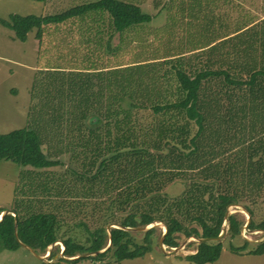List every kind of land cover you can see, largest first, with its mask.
Instances as JSON below:
<instances>
[{
    "label": "trees",
    "instance_id": "trees-1",
    "mask_svg": "<svg viewBox=\"0 0 264 264\" xmlns=\"http://www.w3.org/2000/svg\"><path fill=\"white\" fill-rule=\"evenodd\" d=\"M97 10L108 12L118 33L153 21V15L135 4L99 0L60 15H11L0 19V25L12 31L15 40L26 42L35 29L41 31L47 25L83 18ZM215 34L205 35L204 43L190 46L187 52H168L150 61L111 68L102 62L100 68H90L96 70L94 73L72 68L56 71L62 75L61 82L55 93L45 91L46 114L39 113L38 123L47 126L44 116H49L50 122L58 117L60 109L49 107L52 100L71 98L76 95L74 88H79L77 94L83 92L80 97L89 102L86 108L97 110L104 121L102 127L89 130L90 137L79 135L82 143L94 147L97 157L80 163V171L67 170L62 177H69L68 183L46 188L50 196L76 198L74 209L67 206L73 201L65 200L55 206V214L29 207L24 214L15 211V216L6 215L0 221L4 250L16 252L22 243L44 255L61 241L66 258L81 256L71 263L84 259L121 263L152 253L158 229L143 233L144 239L139 241V232L112 228L110 235L109 224L133 229L165 225L164 245L172 250L180 246V240L219 237L225 223L230 238L241 236L247 219L240 212L228 216L229 208L235 205L244 206L251 214V232L264 233V218L257 223L251 207L264 200V19L219 38V42L212 39ZM87 50V65L99 60L96 50ZM93 84L95 91L89 88ZM39 87L36 84L33 90ZM88 110L81 112L82 120H87ZM40 130L37 125L0 134V162L31 167L33 171L24 173L29 181L38 178L39 170L61 165L45 155ZM77 130L81 131L80 127ZM47 177L52 184L53 179ZM179 181L186 183L185 190L171 198L166 189ZM29 184L32 188L33 183ZM68 207L75 218L64 232L59 215L62 218ZM3 212L0 209V215ZM81 214L92 219L96 227L91 229L87 222L78 220ZM83 237L85 243L80 241ZM225 238L191 242L187 248L195 253L186 259L195 264L216 262ZM110 240L111 246L102 253ZM244 242V247L232 245L230 250L245 253L250 242ZM88 253L99 254L82 257ZM249 253L264 255V241ZM57 256L58 252H52L49 260ZM58 259L41 264L68 262Z\"/></svg>",
    "mask_w": 264,
    "mask_h": 264
},
{
    "label": "rangeland",
    "instance_id": "rangeland-1",
    "mask_svg": "<svg viewBox=\"0 0 264 264\" xmlns=\"http://www.w3.org/2000/svg\"><path fill=\"white\" fill-rule=\"evenodd\" d=\"M96 1L99 0H48L47 3L31 0H0V19H7L15 14L22 16L60 15L69 9ZM121 1L139 6L144 13L153 15V21L143 26H137L125 33L124 36L117 35L111 39V42H109V36L103 35V32L99 35L92 33L94 27L97 28L95 30H99L112 25L108 12L103 10L91 11L83 18L69 20L71 21L69 23L47 25L41 31L35 29L28 35L26 43L15 40L14 33L0 25V134H9L25 128L35 129L38 125L41 127L40 134L44 141L45 155L49 159L61 163L60 166L51 169L39 170L38 178L29 181L24 173L33 171L31 167L23 168L9 161H1L0 209L4 212L0 215V220L5 213L15 216V211H18L24 214L23 212L27 211L25 209H29V207L36 212L55 214V206L59 203L62 204L65 200L73 201V204L69 203L67 206L74 209L76 198H65L63 195L55 196L54 193L50 196L46 194V188H53L51 186L59 185V182L68 183L69 177H66V180L62 177L67 170L80 171V163H89L94 160V157H97L93 150L94 147L82 143L79 135L90 137L89 130L102 127L104 121L100 118L97 110L86 108L89 102L80 97L83 92L77 94L79 88L72 87L75 89L72 93H76V95L71 98L62 101L60 98L52 100L51 103H54L49 107L54 106L60 109L58 117L54 116V120L50 122V117L44 116V119L48 121L47 126L43 122L38 123L39 113L46 114L43 110L45 108L43 105L44 94L46 92L55 93L57 90L55 88L61 82L60 76L62 75L56 71L70 68L88 70L85 68L88 62V48L96 50L99 55V60H94L98 64V68L102 62L106 64L104 67L111 68L122 63L131 64L154 60L159 56L165 57L168 52L175 54L182 50L187 52L190 46L193 48L195 45H201L204 43L205 35L214 32L216 34L212 36V39L219 42V38L264 19V0ZM40 34L41 36H39ZM101 58L104 60L102 61ZM93 62L89 61L88 67L92 68ZM36 84H40L41 87L33 90V86ZM53 84L54 87H51ZM89 88L92 91L97 89L94 84ZM83 110H88L87 120L81 119ZM78 118L81 121H76ZM79 127L81 131L77 130ZM47 175L54 181L50 185ZM29 183H33L32 188ZM185 187V182H175L166 189V193L171 198H177L184 192ZM251 207L256 214L255 220L259 223L264 218V200H260ZM230 208L232 213L240 212L248 221L247 215L241 208L232 206ZM74 215L70 212V207L65 210L62 218L59 215V220L64 223V232L68 231L67 225L72 223ZM84 216L85 214H81L78 220L87 222L91 229H94L96 226L93 220L86 219ZM102 222L104 221L102 220ZM111 225L112 228H118L117 224H109V226ZM224 228L228 230L229 226L225 223ZM157 229L153 237L155 240L153 254H148L145 259L121 263L113 260L101 262L84 259L75 264H195L186 259V256L195 253L194 249L187 248L195 239L180 240L178 247L180 250L176 254L177 256L166 257L162 254L163 251L159 246L165 227L162 225ZM139 233L141 234L136 237L140 241L144 239L143 233L145 232ZM85 237L80 239L82 243H85ZM244 240L250 242L246 246L245 253L234 254L230 247L232 245L244 247L246 245ZM263 241V232H246L243 229L241 236L234 238H230L227 233L220 259L209 264H264V255L249 253ZM2 245L0 242V264H41L42 262L27 249L22 248L16 252H9L4 250ZM64 248L63 243L59 241L50 246L46 254L39 255L42 258L46 257L48 262H54L59 260V257L62 258ZM108 248L109 245L102 252L107 251ZM165 249L168 253L174 250L168 249L167 246ZM50 252H58V256L51 261L49 260L51 259ZM67 260L68 262L63 261L61 264H69L71 263L69 261H72L68 258Z\"/></svg>",
    "mask_w": 264,
    "mask_h": 264
},
{
    "label": "water",
    "instance_id": "water-1",
    "mask_svg": "<svg viewBox=\"0 0 264 264\" xmlns=\"http://www.w3.org/2000/svg\"><path fill=\"white\" fill-rule=\"evenodd\" d=\"M232 207H237V208H241L242 210H243V212L247 215V217H248V221H247V224H246V226H245V228H244V230L246 231V232H251L250 230H249V225L251 224V221H252V217H251V214L244 208V206H242V205H235V206H232ZM232 214H234V213H232L231 212V208H229V211H228V216H231ZM7 214L5 213L2 217H1V220H3L4 219V217L6 216ZM0 220V221H1ZM160 226H162L161 224H155V225H151V226H146V227H142V228H122L121 226H119V225H117V227H118V229H124V230H127V231H133V232H147V231H149V230H151V229H153V228H157V227H160ZM164 227H165V232H164V234H163V238L161 239V241H160V244H159V246H160V249L163 251V253L164 254H166V255H176V254H178V252H179V250H180V248H175L171 253H168L167 251H166V249H165V245H164V238H165V236H166V234L168 233V227L167 226H165V225H163ZM111 229H112V225L111 226H109L108 227V233L111 235ZM229 230V229H228ZM228 230H223V232L221 233V235L219 236V237H217V238H211V239H206V240H204V239H198V238H189L188 240H190V239H195V241H197V242H199V243H204V242H210V241H222L225 237H226V235H227V233H228ZM16 237H17V239H18V235H17V233H16ZM18 241H19V239H18ZM111 244H112V240H110V244H109V247L111 246ZM21 246H22V248H24V249H27L28 251H30L37 259H39V260H41V261H44V262H48L46 259V257L45 258H42L35 250H33L31 247H29V246H27V245H25V244H22L21 243ZM64 250H65V248H64ZM64 250H63V252H64ZM100 253V252H99ZM99 253H88V254H85V255H83L82 257L83 258H88V257H93V256H97ZM103 253V252H102ZM49 255H51V252L49 253ZM62 258L63 259H65V260H67V258L63 255V253H62ZM79 258H81V257H77V258H72V259H69V260H77V259H79Z\"/></svg>",
    "mask_w": 264,
    "mask_h": 264
},
{
    "label": "crops",
    "instance_id": "crops-1",
    "mask_svg": "<svg viewBox=\"0 0 264 264\" xmlns=\"http://www.w3.org/2000/svg\"><path fill=\"white\" fill-rule=\"evenodd\" d=\"M48 2V1H47ZM46 2V3H47ZM46 16H50V15H46ZM67 23H69V22H71V21H66ZM66 22H64V23H61V24H65ZM112 24V23H111ZM55 25H58V24H55ZM54 25V26H55ZM141 26V25H140ZM46 27V26H45ZM134 28H136V27H130V28H128V29H126L125 31H123L122 33H118L117 31H116V29H115V27L113 26V25H109L108 27H106V28H101V29H99V30H95V29H97L96 27H94V28H92V29H94V30H92L93 32L92 33H95L96 35H99V34H101L102 32H103V35H108L109 36V42H111V39L112 38H115V36H124V35H126L125 33H127V32H129L130 30H133ZM28 40V39H27ZM99 40H101V38H99ZM27 42V41H26ZM26 42H22V43H26ZM99 42V41H98ZM108 46H109V43H108ZM109 49H111V48H109ZM36 59H37V57H36ZM97 65L98 64H96V62H93V67H92V69H96V67H97ZM102 65V64H101ZM87 66H89V64L87 65ZM88 70H86V71H83V72H85V73H94L96 70H90V67L89 68H87ZM99 71V70H98ZM153 254V253H152ZM164 256H166V257H172V256H169V255H165L164 253H162ZM151 255V254H150ZM177 256V255H176ZM147 257V255L145 256V257H143V258H138V259H135V260H130V261H139V260H141V259H145ZM129 261V260H128ZM123 262H125V261H123ZM160 263H162L161 261H159ZM69 264H72V263H69Z\"/></svg>",
    "mask_w": 264,
    "mask_h": 264
},
{
    "label": "bare ground",
    "instance_id": "bare-ground-1",
    "mask_svg": "<svg viewBox=\"0 0 264 264\" xmlns=\"http://www.w3.org/2000/svg\"><path fill=\"white\" fill-rule=\"evenodd\" d=\"M224 230H225V228H224Z\"/></svg>",
    "mask_w": 264,
    "mask_h": 264
}]
</instances>
